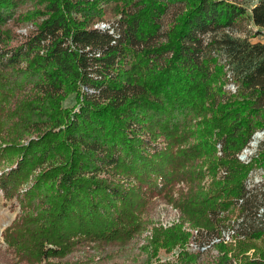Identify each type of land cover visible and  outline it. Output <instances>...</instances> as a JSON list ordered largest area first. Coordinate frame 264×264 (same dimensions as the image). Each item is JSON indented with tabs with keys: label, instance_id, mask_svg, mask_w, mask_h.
<instances>
[{
	"label": "trees",
	"instance_id": "trees-1",
	"mask_svg": "<svg viewBox=\"0 0 264 264\" xmlns=\"http://www.w3.org/2000/svg\"><path fill=\"white\" fill-rule=\"evenodd\" d=\"M248 26L264 33V0H0V193L19 209L0 264L133 262L161 202L230 230L186 263L264 264V184L247 187L264 176V44ZM186 239L153 228L151 253Z\"/></svg>",
	"mask_w": 264,
	"mask_h": 264
},
{
	"label": "rangeland",
	"instance_id": "rangeland-1",
	"mask_svg": "<svg viewBox=\"0 0 264 264\" xmlns=\"http://www.w3.org/2000/svg\"><path fill=\"white\" fill-rule=\"evenodd\" d=\"M239 2L245 8H247V10H250L258 2V0H239ZM168 21H169V14L166 17H164L161 21L162 31L165 29ZM110 24H112L114 27L116 26V24L113 21L110 22ZM101 27H107V25L102 24ZM24 29L25 28H23L20 31H24ZM248 30H250L249 41L251 43L264 44L263 32L260 34H256L255 33L256 29L252 26H248ZM63 105L68 108L73 107L75 105L74 96L67 98ZM260 139H261V135L258 136L257 138L252 139V141L248 144V146L240 153L239 155V158H241L240 160H245L247 159V157L255 154ZM243 154L245 155V157L242 158L241 156ZM256 184H264V176L262 175L261 170H256L253 172L249 182L247 183L248 185L247 187L252 188ZM164 204L165 203L163 202L158 203L155 208V212L160 208H164L165 207ZM18 211L19 209L16 206V202L4 201L0 193V244H2L1 232L5 227H7L11 223V221L14 219ZM166 215L168 217L167 222L174 221V217H176L175 218L177 219V221L175 220L176 223H173L172 225H169L165 228L158 227L157 229L167 230L175 226H180L181 230H183L184 233L187 234L186 241H184L183 243L176 244L168 251L157 250L154 254H152L151 238H152L153 230L150 226L146 231H144L141 235H139V238L135 241V243L132 246V252H133L132 259H134V261L133 262L130 261L129 263H122V264H188L186 263L187 262L186 259L191 255H199L201 256L200 258L203 259H212L217 256V249L214 244L218 242H223L227 244L233 242L231 240V236H229V234H226L229 233L230 230L228 231V229L225 228L223 232V228H224L223 226H219L217 232H215L214 234H210L202 229L190 227L186 223L183 224L181 222L179 211L175 212L174 210L167 208ZM234 215L235 213L233 214L232 218L234 217ZM224 224L225 226H227L228 222ZM196 231L197 233L195 234ZM143 248L148 249V252L142 250ZM252 254H253V250H250L247 253H245V256L252 257ZM227 255H228L227 256L228 264H240L242 255L234 256L232 252H229Z\"/></svg>",
	"mask_w": 264,
	"mask_h": 264
},
{
	"label": "built area",
	"instance_id": "built-area-1",
	"mask_svg": "<svg viewBox=\"0 0 264 264\" xmlns=\"http://www.w3.org/2000/svg\"><path fill=\"white\" fill-rule=\"evenodd\" d=\"M164 208H160L158 210H156L153 218H152V221H151V228L153 230V228H158V227H167L169 225H172L173 223H176L175 220L177 221V219H175L176 217H174V221H171V222H167V215H166V212H167V208L168 209H172L174 210L175 212H178L177 211V208H175L172 204H164ZM168 224V225H167ZM197 233V231L195 232V234ZM201 233V232H200ZM150 237V236H149ZM196 239V237H195ZM203 249V248H202Z\"/></svg>",
	"mask_w": 264,
	"mask_h": 264
},
{
	"label": "water",
	"instance_id": "water-1",
	"mask_svg": "<svg viewBox=\"0 0 264 264\" xmlns=\"http://www.w3.org/2000/svg\"><path fill=\"white\" fill-rule=\"evenodd\" d=\"M258 136H260V133H257V134L253 137V139H254V138H257ZM241 157L243 158V157H245V155L243 154ZM240 159H241V158H240Z\"/></svg>",
	"mask_w": 264,
	"mask_h": 264
}]
</instances>
